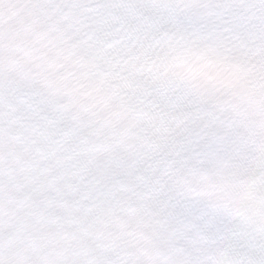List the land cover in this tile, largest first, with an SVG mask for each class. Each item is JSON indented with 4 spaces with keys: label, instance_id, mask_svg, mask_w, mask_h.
<instances>
[{
    "label": "snow or ice",
    "instance_id": "snow-or-ice-1",
    "mask_svg": "<svg viewBox=\"0 0 264 264\" xmlns=\"http://www.w3.org/2000/svg\"><path fill=\"white\" fill-rule=\"evenodd\" d=\"M0 264H264V0H0Z\"/></svg>",
    "mask_w": 264,
    "mask_h": 264
}]
</instances>
